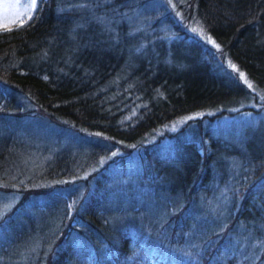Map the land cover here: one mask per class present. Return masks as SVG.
Wrapping results in <instances>:
<instances>
[{
	"label": "trees",
	"instance_id": "1",
	"mask_svg": "<svg viewBox=\"0 0 264 264\" xmlns=\"http://www.w3.org/2000/svg\"><path fill=\"white\" fill-rule=\"evenodd\" d=\"M157 2L36 0L0 30V113L80 140L28 171L0 127V264H264V128L239 129L264 113V0Z\"/></svg>",
	"mask_w": 264,
	"mask_h": 264
},
{
	"label": "rangeland",
	"instance_id": "2",
	"mask_svg": "<svg viewBox=\"0 0 264 264\" xmlns=\"http://www.w3.org/2000/svg\"><path fill=\"white\" fill-rule=\"evenodd\" d=\"M157 1L166 2V0H147V4H149L148 8L153 7V5H158ZM34 9L35 6L33 7L32 0H0V30L10 29L25 23L31 17ZM14 119L16 123L22 127L21 129L25 130L30 137L29 145L31 146V149L28 150L23 147L22 150V167L28 171L35 170L37 166L41 164L43 151H48L46 153L54 155V152L57 154V149H65V147L68 146L67 143H74L73 139L80 143L78 137H69L66 131L65 133H60L56 128L53 131L52 126L54 125L45 119H36L31 121L32 124H29L30 120H27L26 122L25 118L5 116V114L0 113V127H6V125L12 124ZM179 122H184V119L179 120ZM242 124L243 125L239 128L241 131L243 129H257L258 127L264 128V113L259 116L249 117L247 120L243 119ZM221 128L222 126L219 127V130ZM223 131L226 132L225 127ZM237 132H239V130ZM227 133V137L230 140L238 139L240 141V136L237 133V137L230 134L229 128ZM243 141H245V138H243ZM84 143L83 147L88 144L92 146V143L90 142H88V144L86 142ZM50 148L53 150L51 151ZM103 161L105 160L101 159L100 164L103 163ZM216 172L218 177L224 175V172H222L220 168H218ZM85 174L86 173L84 172L79 176L82 177ZM19 198L20 193L17 191H0V215L9 210Z\"/></svg>",
	"mask_w": 264,
	"mask_h": 264
},
{
	"label": "snow or ice",
	"instance_id": "3",
	"mask_svg": "<svg viewBox=\"0 0 264 264\" xmlns=\"http://www.w3.org/2000/svg\"><path fill=\"white\" fill-rule=\"evenodd\" d=\"M32 5H33V7L35 6V0H32ZM233 67H235V66H233ZM241 75H243V74H241Z\"/></svg>",
	"mask_w": 264,
	"mask_h": 264
}]
</instances>
